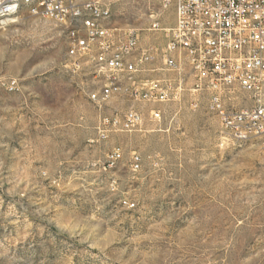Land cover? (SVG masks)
I'll use <instances>...</instances> for the list:
<instances>
[{"label":"rangeland","instance_id":"374dc122","mask_svg":"<svg viewBox=\"0 0 264 264\" xmlns=\"http://www.w3.org/2000/svg\"><path fill=\"white\" fill-rule=\"evenodd\" d=\"M101 2L141 45L165 42L153 20L174 23L173 2ZM66 48L62 29L26 8L0 28V264H264V150L233 145L209 109L214 95L249 108V95L194 92L186 79L172 102L139 105V130L97 136L126 100L91 103L103 82L87 65L69 72Z\"/></svg>","mask_w":264,"mask_h":264},{"label":"built area","instance_id":"2783aa9c","mask_svg":"<svg viewBox=\"0 0 264 264\" xmlns=\"http://www.w3.org/2000/svg\"><path fill=\"white\" fill-rule=\"evenodd\" d=\"M22 2L0 0V28ZM172 2L173 26L163 29L153 20L148 28L163 33V45H141L135 29L113 24L101 0H41L36 11L29 12L62 29L69 72L79 73L87 65L92 80L103 82L88 92L91 103L100 108L112 97L126 100L119 113L101 117L97 136L139 130L144 119L139 105L172 102L187 79L194 92L247 93L249 108H229L214 95L209 109L220 127H229L226 138L233 145L253 142L264 150V116L256 107V94L264 86V0H162L163 8ZM6 88L16 89V80H9ZM148 119L159 123L160 111L150 109ZM118 158L115 152L112 159ZM130 168L138 170L137 156Z\"/></svg>","mask_w":264,"mask_h":264},{"label":"bare ground","instance_id":"6f19581e","mask_svg":"<svg viewBox=\"0 0 264 264\" xmlns=\"http://www.w3.org/2000/svg\"><path fill=\"white\" fill-rule=\"evenodd\" d=\"M47 1H55V0H47ZM41 4V0H25V2H22L18 5V12L26 8L28 11H36L37 7ZM0 19H4V12H0ZM264 92V86L262 87V92H257L256 94V107H257V113H263L264 116V105L262 104V95ZM221 132L223 136L229 135V127H221ZM229 140V138H226ZM234 144L237 145H244L246 144L245 141H234Z\"/></svg>","mask_w":264,"mask_h":264}]
</instances>
